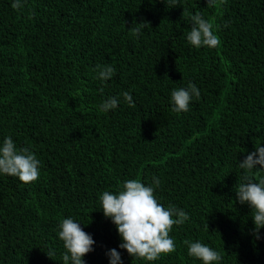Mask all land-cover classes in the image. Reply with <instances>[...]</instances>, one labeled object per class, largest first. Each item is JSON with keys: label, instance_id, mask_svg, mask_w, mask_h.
Returning a JSON list of instances; mask_svg holds the SVG:
<instances>
[{"label": "trees", "instance_id": "trees-1", "mask_svg": "<svg viewBox=\"0 0 264 264\" xmlns=\"http://www.w3.org/2000/svg\"><path fill=\"white\" fill-rule=\"evenodd\" d=\"M14 2L0 0V145L11 137L41 163L30 184L0 174V264H63L59 223L69 217L95 240L85 264H110L111 249L123 264H203L185 240L220 252V264H264V229L255 239L235 193L239 162L264 147V0ZM184 9L214 22L218 47L187 42ZM134 20L151 27L131 35ZM97 64L112 65L113 78L97 79ZM189 83L200 96L177 113L171 92ZM109 97L121 103L101 112ZM153 176L157 200L190 219L170 232L175 252L147 262L120 249L99 196Z\"/></svg>", "mask_w": 264, "mask_h": 264}, {"label": "clouds", "instance_id": "clouds-1", "mask_svg": "<svg viewBox=\"0 0 264 264\" xmlns=\"http://www.w3.org/2000/svg\"><path fill=\"white\" fill-rule=\"evenodd\" d=\"M168 8L176 7L179 0H161ZM207 7H214L218 0H206ZM24 5L20 0L12 3L14 10H21ZM34 14V13H33ZM183 16H189L191 29L186 33L187 42L196 48H216L221 41L214 29V22L205 19L200 12L190 14L184 9ZM31 18V16L29 17ZM227 27V24H225ZM151 27L144 20L136 23L130 30L131 35L139 36L141 32ZM97 79L109 81L113 78L115 69L110 64L96 65ZM123 101L130 107H135L133 97L129 92L122 93ZM200 91L193 83L171 92L173 111L177 113L189 111L193 97H199ZM121 103L119 97H109L98 105L101 112L116 109ZM40 160L27 147L18 148L11 137H6L0 145V174L17 177L24 184L37 181L40 175ZM239 168L245 171L242 182L235 188L236 201L240 205L247 204L251 208V218L254 222L252 235L259 240L260 231L264 229V178L254 180L249 173L254 169H264V147L256 145V150L246 155L239 162ZM161 181L153 176L152 183L145 185L140 179H129L123 182L118 192L104 191L99 196L101 210L106 218L116 226L122 239L120 249L126 250L134 259L154 262L161 254L173 253L176 250L175 241L170 236L173 226L183 225L190 219L189 215L174 205L164 207L156 198L155 192ZM209 230V228H208ZM58 236L64 243L63 264H85L84 257L94 251L95 240L86 233L81 224L72 218H64L59 223ZM188 255L203 262V264H220L222 254L200 241L185 240ZM54 253L46 254L49 258ZM110 264H123L122 257L116 249L106 253ZM51 259V258H50Z\"/></svg>", "mask_w": 264, "mask_h": 264}]
</instances>
